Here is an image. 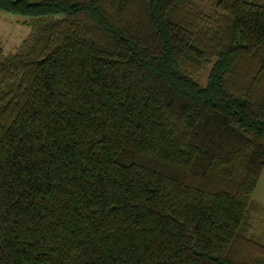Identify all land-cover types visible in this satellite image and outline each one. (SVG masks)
Segmentation results:
<instances>
[{
    "label": "trees",
    "instance_id": "trees-1",
    "mask_svg": "<svg viewBox=\"0 0 264 264\" xmlns=\"http://www.w3.org/2000/svg\"><path fill=\"white\" fill-rule=\"evenodd\" d=\"M0 9V264H264V0Z\"/></svg>",
    "mask_w": 264,
    "mask_h": 264
},
{
    "label": "rangeland",
    "instance_id": "rangeland-1",
    "mask_svg": "<svg viewBox=\"0 0 264 264\" xmlns=\"http://www.w3.org/2000/svg\"><path fill=\"white\" fill-rule=\"evenodd\" d=\"M56 17L59 16H54V18ZM42 22L37 17L6 12L0 9V44L3 54L8 55L24 51L31 43L34 33ZM206 75L207 70L200 73L201 83L205 82ZM252 199L262 207V211L253 214L252 232L256 235H264V170L253 191Z\"/></svg>",
    "mask_w": 264,
    "mask_h": 264
}]
</instances>
